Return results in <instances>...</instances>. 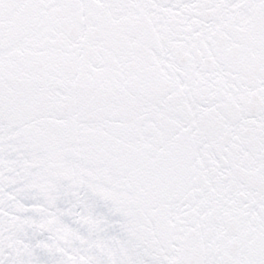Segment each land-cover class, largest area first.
Returning a JSON list of instances; mask_svg holds the SVG:
<instances>
[{"label": "snow or ice", "instance_id": "snow-or-ice-1", "mask_svg": "<svg viewBox=\"0 0 264 264\" xmlns=\"http://www.w3.org/2000/svg\"><path fill=\"white\" fill-rule=\"evenodd\" d=\"M0 264H264V0H0Z\"/></svg>", "mask_w": 264, "mask_h": 264}]
</instances>
